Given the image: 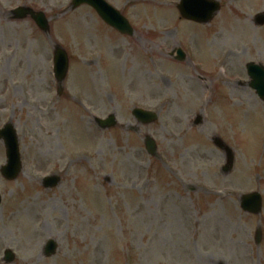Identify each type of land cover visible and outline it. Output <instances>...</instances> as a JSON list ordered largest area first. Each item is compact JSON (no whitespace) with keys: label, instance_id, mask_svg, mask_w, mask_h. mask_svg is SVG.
I'll use <instances>...</instances> for the list:
<instances>
[{"label":"rangeland","instance_id":"obj_1","mask_svg":"<svg viewBox=\"0 0 264 264\" xmlns=\"http://www.w3.org/2000/svg\"><path fill=\"white\" fill-rule=\"evenodd\" d=\"M106 1L133 35L72 0H0V130L14 125L24 162L15 181L0 171V262L10 250L12 264H264V103L246 71L264 64L254 23L264 0H217L207 28L182 18L181 0ZM20 7L44 13L49 34L15 21ZM56 46L69 58L61 96ZM136 108L158 119L139 124ZM110 115L117 126L98 128ZM215 136L235 153L228 176ZM5 148L0 138V169ZM48 175L60 176L56 189H45ZM252 193L260 215L241 211ZM49 240L59 246L51 258Z\"/></svg>","mask_w":264,"mask_h":264},{"label":"water","instance_id":"obj_2","mask_svg":"<svg viewBox=\"0 0 264 264\" xmlns=\"http://www.w3.org/2000/svg\"><path fill=\"white\" fill-rule=\"evenodd\" d=\"M88 4L94 7L102 17L111 27L116 28L123 34H133V30L129 23L121 14L109 6L104 0H73L72 8H79L81 5ZM220 6L218 3L208 0H183L179 6V10L183 18L187 20H192L199 23L210 22L214 15L218 12ZM15 19H25L27 16L31 15L35 20L37 25L42 29V31L48 33L49 23L43 13H35L32 10L25 8H20L15 10ZM257 25H264V16H259L256 20ZM55 62V73L58 80L61 82L66 77V71L68 70V58L62 49L56 48V60ZM249 74L253 79L251 87L254 88L262 100H264V68L262 66H257L251 64L248 66ZM135 115L137 118L144 123H151L155 120V116L150 113H145L141 110H135ZM98 125L103 128H111L116 126L115 118L112 116L106 121L97 120ZM16 132L12 125H8L4 130L0 131V138L5 141L7 147L8 164L2 168V174L7 180H14L18 177L21 171L20 159L19 158V144L18 138H16ZM148 152L151 155L156 154V146L152 139H146ZM220 148L227 150L229 153V163L225 169L228 173L233 167V155L228 148H224L220 141H217ZM58 178H52L48 180L45 184L46 188H53L59 183ZM1 201V197H0ZM1 203V202H0ZM262 201L258 194L245 196L242 198V208L244 211L250 213L259 214L261 209ZM47 255L51 256L56 252V244L50 243L47 247ZM13 256L8 253L6 257V262H12Z\"/></svg>","mask_w":264,"mask_h":264},{"label":"bare ground","instance_id":"obj_3","mask_svg":"<svg viewBox=\"0 0 264 264\" xmlns=\"http://www.w3.org/2000/svg\"><path fill=\"white\" fill-rule=\"evenodd\" d=\"M79 26V25H78ZM153 51H155V49H152V51L151 52H153ZM164 56H165V54H164ZM228 57H230V56H228ZM117 68H118V66L115 68L116 70H117ZM221 76V75H220ZM94 77V76H93ZM39 83V82H38ZM37 83V84H38ZM22 209L23 208H19L17 211H15V213L13 214V220H15V219H17V218H19L20 217V214H21V211H22ZM38 217H35L31 222H30V219H28V221L27 222H29L28 223V226L30 227L31 225H33V222H35V223H37V219ZM34 223V224H35ZM26 228H28L27 226H26ZM33 233H36V232H33ZM28 240H31V237H30V235L29 236H27L26 237Z\"/></svg>","mask_w":264,"mask_h":264}]
</instances>
